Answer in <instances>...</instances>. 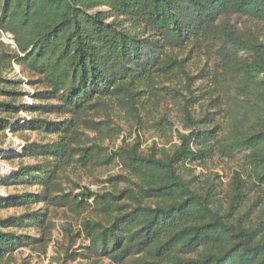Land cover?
<instances>
[{
	"label": "trees",
	"instance_id": "trees-1",
	"mask_svg": "<svg viewBox=\"0 0 264 264\" xmlns=\"http://www.w3.org/2000/svg\"><path fill=\"white\" fill-rule=\"evenodd\" d=\"M228 15L264 22V0H0V33L12 36V58L41 76L47 90L38 95L57 99L65 111H85L101 97L130 91L154 74L182 70V62L168 52L188 44L211 46L221 62L229 87L222 124L203 128L197 126L201 119L184 113L192 130L179 136L171 153H119L140 181L137 191H129L133 204L127 210L109 193L87 190L63 198L62 204L74 210L93 198L91 204L105 212L106 221L83 224L88 249L96 256L128 258L131 264H264V208H257L264 200V40L219 26ZM14 101H0L10 118L19 107ZM207 120L213 124L215 118ZM68 147L62 140L44 153L66 163L72 159ZM216 152L241 159L225 202L209 178L199 186L183 176L186 164ZM93 155L83 147L78 160L85 165ZM59 168L51 162L38 169L22 166L16 177L53 189ZM0 203L4 207L7 200ZM23 219L0 220V264L18 241L2 228Z\"/></svg>",
	"mask_w": 264,
	"mask_h": 264
},
{
	"label": "rangeland",
	"instance_id": "rangeland-1",
	"mask_svg": "<svg viewBox=\"0 0 264 264\" xmlns=\"http://www.w3.org/2000/svg\"><path fill=\"white\" fill-rule=\"evenodd\" d=\"M218 24L237 33L251 31L264 40V22L247 16H222ZM14 51L15 45L0 33V101L15 97L19 106L12 118L0 110V201L7 200L0 206V220L24 218L18 226L2 228L18 237L3 264H131L128 258L114 261L88 249L84 222L106 221L105 212L91 204L93 198L80 210L62 204V200L87 190L109 193L118 195L116 203L127 210L133 204L129 191H137L140 181L118 159L120 152L171 153L180 144L179 136L192 130L184 113L201 119L197 126L203 128L222 124L223 95L229 87L219 58L209 45L188 44L168 52L182 62V70L154 74L130 91H115L101 97L99 104L73 113L65 111L57 99L38 95L47 90L42 77L16 63ZM210 117L215 118L213 124L207 120ZM7 121L10 125L3 127ZM66 125L69 129L61 132L59 127ZM62 140L72 149V159L66 163L53 161L44 153ZM83 147H90L94 154L85 165L78 160ZM49 162L60 164L53 189L16 177L22 166L38 169L48 167ZM240 165L239 156L216 152L201 163L186 164L183 176L199 186L209 178L219 200L225 202L233 171L240 170ZM44 194L50 197L42 199ZM255 196L250 194V198ZM257 208H264V200Z\"/></svg>",
	"mask_w": 264,
	"mask_h": 264
},
{
	"label": "built area",
	"instance_id": "built-area-1",
	"mask_svg": "<svg viewBox=\"0 0 264 264\" xmlns=\"http://www.w3.org/2000/svg\"><path fill=\"white\" fill-rule=\"evenodd\" d=\"M2 35L4 36V38H5V41L7 42V43H9V44H14V42H13V39H12V36L10 35V34H3L2 33Z\"/></svg>",
	"mask_w": 264,
	"mask_h": 264
}]
</instances>
